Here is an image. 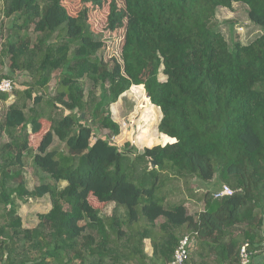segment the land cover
<instances>
[{"label": "trees", "instance_id": "16d2710c", "mask_svg": "<svg viewBox=\"0 0 264 264\" xmlns=\"http://www.w3.org/2000/svg\"><path fill=\"white\" fill-rule=\"evenodd\" d=\"M66 1L2 3L12 23L0 80L15 85L17 70L31 81L0 92V103L15 96L0 115V264H171L184 234L193 239L184 264H240L245 244L255 262L264 251V0H110L106 28L123 29L121 69L103 62L104 44L87 22L103 0H80L73 19ZM233 3L261 31L247 43H230L216 24L217 8ZM130 87L148 94L150 118L160 109L163 145L139 152L110 140L120 126L109 105ZM43 122L48 136L35 152L29 137ZM25 157L46 174L31 190L16 182ZM179 180L206 183L203 210L189 214L184 199L170 201L167 181ZM220 184L232 193L215 197L211 187ZM44 195L49 210L24 227L19 201ZM90 199L113 203L110 214Z\"/></svg>", "mask_w": 264, "mask_h": 264}, {"label": "rangeland", "instance_id": "374dc122", "mask_svg": "<svg viewBox=\"0 0 264 264\" xmlns=\"http://www.w3.org/2000/svg\"><path fill=\"white\" fill-rule=\"evenodd\" d=\"M104 1V2H103ZM101 1V5L95 6L88 12L87 22L90 24V30L93 32L92 37L94 40L101 41L104 44L102 59L103 62L108 63L109 66L113 63L117 65V68L121 69L122 60L120 57L121 47L123 43V29L118 31H110L106 28V16L108 12L107 3L110 0ZM118 5H122L123 0H116ZM2 3L0 0V49L3 45V41L10 31V25L12 23L11 18H6L2 14ZM68 7L71 18L77 15V12L81 8L80 0H67L65 3ZM246 6L241 3H233L232 8L218 7L215 14V21L218 29L231 43L233 39L239 40L240 43H247L257 36L261 31L253 25L247 18ZM8 63L0 66V75L7 72ZM12 79L15 82L14 91L22 89L23 85L31 81L29 75L24 72L14 71ZM160 80H164L165 76L161 73L158 75ZM57 71H53L51 79L47 85V89L43 91L45 95L53 96L57 87ZM92 81L87 79L85 81V90L92 88ZM108 85L106 84V87ZM94 91L98 94L101 91V86H95ZM40 92V91H38ZM15 96L11 95L4 103H0V115L3 109H5L13 100ZM150 102L146 97V92L143 88L140 92H135L130 87L124 93H122L118 99L109 105L111 116L120 126V132L116 136H112L110 140L117 146L122 147L125 142H129L133 146L134 151L141 152L145 147L163 145L162 138L157 131V124L161 118V112L158 107H154L153 118H150L146 114L143 107L144 102ZM114 107H116L117 113H114ZM145 117L148 118L145 120ZM43 127L38 134H30L29 141L35 152H38L39 144L46 140L47 123L43 122ZM143 129V130H142ZM142 130V131H141ZM102 133H108L107 130H102ZM7 140V136L3 135L1 142ZM57 141L54 139L50 141L49 146L56 145ZM152 146V147H153ZM46 174L40 169L36 168L32 164L30 157H25L22 173L17 177L16 182L24 181L25 187L29 190L46 180ZM210 177V176H209ZM213 180V179H212ZM212 180H209L212 182ZM177 182V183H176ZM167 183H173L171 194H169L170 201L177 202L181 199L185 200V206L189 214H195L203 210V190L209 188L205 186L206 183L201 181H194L193 185L184 180L179 181H167ZM198 188V192L192 195L189 188L192 185ZM64 185V183H62ZM218 185L212 186L211 190L215 191ZM91 203L93 199H90ZM93 205L98 208L99 214L105 216L110 214L113 203L102 204L93 202ZM50 203L48 195H44L40 198H27L26 201H19L18 213L21 217L22 225L24 227H32L38 222V214L45 213L49 210ZM161 220L158 219L157 222ZM264 251H258L254 253L256 262L252 264H263L262 253ZM254 260V261H255ZM262 262H261V261Z\"/></svg>", "mask_w": 264, "mask_h": 264}, {"label": "built area", "instance_id": "2783aa9c", "mask_svg": "<svg viewBox=\"0 0 264 264\" xmlns=\"http://www.w3.org/2000/svg\"><path fill=\"white\" fill-rule=\"evenodd\" d=\"M14 90V85L11 79L2 78L0 80V92L11 93ZM213 192L215 197H219L222 195H230L232 190L226 184H220L218 188ZM193 245V239L188 234H184L179 239V242L173 252V257L171 260V264H184L190 255V248ZM247 244L241 246L240 248V264H248L250 262L251 252L247 250Z\"/></svg>", "mask_w": 264, "mask_h": 264}, {"label": "water", "instance_id": "95a60500", "mask_svg": "<svg viewBox=\"0 0 264 264\" xmlns=\"http://www.w3.org/2000/svg\"><path fill=\"white\" fill-rule=\"evenodd\" d=\"M146 97L149 99V96H148V94H146ZM150 166H151V167H154V166H156V161H155V159H154V158H151ZM262 256H264V252L262 253ZM262 260L264 261V257H263V259H262Z\"/></svg>", "mask_w": 264, "mask_h": 264}, {"label": "crops", "instance_id": "0c3cea01", "mask_svg": "<svg viewBox=\"0 0 264 264\" xmlns=\"http://www.w3.org/2000/svg\"><path fill=\"white\" fill-rule=\"evenodd\" d=\"M145 248H146L147 253L150 254L151 251H152V249H151V246H150V244H149L148 242H146V244H145ZM260 261H261V260H260ZM255 262H256V260H255ZM261 262H262V261H261Z\"/></svg>", "mask_w": 264, "mask_h": 264}]
</instances>
